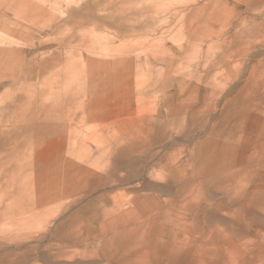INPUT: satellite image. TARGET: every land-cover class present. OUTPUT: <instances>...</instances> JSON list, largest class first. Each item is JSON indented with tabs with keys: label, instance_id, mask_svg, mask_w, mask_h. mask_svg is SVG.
I'll use <instances>...</instances> for the list:
<instances>
[{
	"label": "rangeland",
	"instance_id": "obj_1",
	"mask_svg": "<svg viewBox=\"0 0 264 264\" xmlns=\"http://www.w3.org/2000/svg\"><path fill=\"white\" fill-rule=\"evenodd\" d=\"M0 264H264V0H0Z\"/></svg>",
	"mask_w": 264,
	"mask_h": 264
},
{
	"label": "crops",
	"instance_id": "obj_2",
	"mask_svg": "<svg viewBox=\"0 0 264 264\" xmlns=\"http://www.w3.org/2000/svg\"><path fill=\"white\" fill-rule=\"evenodd\" d=\"M107 23H110V22L109 21L108 22L104 21V23H103V21L100 22V24H103V25H106ZM127 58L125 60V63L130 61V59L128 58V60H127ZM97 61L98 60H91L89 62L87 61V63H86L88 68H89V74L91 76L90 78L92 80V84H91V88H90L91 93L97 94V95L107 96L108 97L107 104L108 103L113 104V107H116V108H118L119 105L122 106V105L128 103L129 95L131 93V78H130V74L128 73V70H127V72L124 73V83L125 84H121L119 86V84L122 81L119 82L118 74L117 73H110L109 78L104 79V81H103L104 84L99 85V81H101V74L98 73L97 70L99 68H101L100 66L101 65L103 66L106 62L101 61V63H99ZM111 64H112V61H111ZM127 68H128V66H127ZM120 89H125V92L120 91ZM103 103L104 102L100 103L102 105V107L105 106ZM66 174H68V172H66ZM108 224L112 229L117 230L116 218H115V223H114L115 225L114 226L112 225V220L109 221Z\"/></svg>",
	"mask_w": 264,
	"mask_h": 264
}]
</instances>
